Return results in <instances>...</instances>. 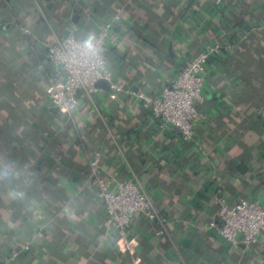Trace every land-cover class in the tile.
<instances>
[{
	"label": "crops",
	"instance_id": "crops-1",
	"mask_svg": "<svg viewBox=\"0 0 264 264\" xmlns=\"http://www.w3.org/2000/svg\"><path fill=\"white\" fill-rule=\"evenodd\" d=\"M115 16L107 58L124 92L81 94L72 121L46 93L60 77L48 46ZM0 20V264H264V234L248 248L218 231L221 200L264 206V0H0ZM216 44L183 142L137 95H159ZM94 163L114 187L139 181L165 220L134 216V252L106 225Z\"/></svg>",
	"mask_w": 264,
	"mask_h": 264
},
{
	"label": "built area",
	"instance_id": "built-area-1",
	"mask_svg": "<svg viewBox=\"0 0 264 264\" xmlns=\"http://www.w3.org/2000/svg\"><path fill=\"white\" fill-rule=\"evenodd\" d=\"M120 19L115 16L101 26L97 33L77 39L74 32L48 46L47 58L60 77H51L46 93L50 105L76 121L81 110L80 95L91 101L99 92L98 84L107 83L112 95L124 89L119 86L109 69L107 52L114 25ZM0 20V29L2 27ZM23 34L30 29L23 28ZM224 47L210 45L196 54L186 67L177 73L172 85L165 87L159 95L138 93V99L152 118L166 131H176L183 142L195 143L196 127L200 113L198 103L203 99L207 65L211 57ZM130 93V92H129ZM131 94V93H130ZM90 175L97 187V197L103 202L106 225L118 236V245L124 252H134L136 241L132 237L134 216L142 217L147 223L162 225L159 210L155 207L145 188L136 179H129L114 187V180L101 174V168L94 163ZM219 234L232 246L241 244L250 248L259 243L264 234V206L258 201L243 200L234 205L220 201ZM158 232L157 236H161ZM17 254H13L1 264H14Z\"/></svg>",
	"mask_w": 264,
	"mask_h": 264
},
{
	"label": "water",
	"instance_id": "water-1",
	"mask_svg": "<svg viewBox=\"0 0 264 264\" xmlns=\"http://www.w3.org/2000/svg\"><path fill=\"white\" fill-rule=\"evenodd\" d=\"M105 84H107V83L100 82V83L98 84V86H103V85H105Z\"/></svg>",
	"mask_w": 264,
	"mask_h": 264
},
{
	"label": "clouds",
	"instance_id": "clouds-1",
	"mask_svg": "<svg viewBox=\"0 0 264 264\" xmlns=\"http://www.w3.org/2000/svg\"><path fill=\"white\" fill-rule=\"evenodd\" d=\"M9 173L4 172V173H0V175H8Z\"/></svg>",
	"mask_w": 264,
	"mask_h": 264
}]
</instances>
